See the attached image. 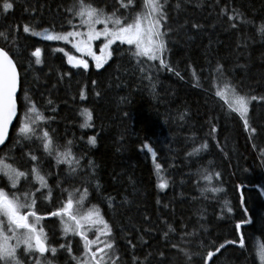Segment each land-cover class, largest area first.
<instances>
[{
  "label": "trees",
  "instance_id": "obj_1",
  "mask_svg": "<svg viewBox=\"0 0 264 264\" xmlns=\"http://www.w3.org/2000/svg\"><path fill=\"white\" fill-rule=\"evenodd\" d=\"M144 1L11 0L14 8L5 13L0 0V47L20 73V112L26 110L21 100L25 89L42 121L53 129L47 130L49 153L43 136L36 143H22L28 136L19 132L18 118L0 161L28 175L35 191L13 189L2 176L0 188L22 203L35 199L20 212L29 221H36L33 211L38 217L47 214L45 227L59 222L63 229L61 218L49 213L69 198L73 214L98 212L117 264H264V0H162L165 59L171 71L120 43L103 67L72 70L65 53L74 52L68 46L32 35L45 29H83L70 11L80 2L130 23ZM36 48L41 49L40 65L32 55ZM224 81L241 95L257 97L251 101L247 127L216 95ZM85 108L92 113L88 128L81 127ZM66 151L71 163L57 161L56 153ZM28 154L37 160L32 162ZM17 158L27 160L26 166L18 167ZM156 164L166 189L157 187ZM205 169L211 181L203 179ZM42 198L50 201L46 210L39 204ZM102 227L85 223L82 231L92 241ZM48 242L56 250L71 245L80 263L96 250L90 244L86 254L84 240L71 231L66 237L50 234Z\"/></svg>",
  "mask_w": 264,
  "mask_h": 264
},
{
  "label": "snow or ice",
  "instance_id": "obj_2",
  "mask_svg": "<svg viewBox=\"0 0 264 264\" xmlns=\"http://www.w3.org/2000/svg\"><path fill=\"white\" fill-rule=\"evenodd\" d=\"M147 7L148 12L142 17L138 15L131 23H121L119 19H113L112 16L105 15L102 10L80 2L78 4H74L70 11H72V14L75 17H79L80 26H86V31L50 32L45 29L43 33L33 31L32 35H42L44 39L50 41L55 40L72 43V46L78 52L86 53L87 55L92 56L97 68L102 67L103 63L106 62L107 57L111 55V51L109 50L111 45L117 41L120 44L134 45L135 56L146 57L148 61L158 60L160 67L168 68V70L171 71L172 69L166 64L165 59V53L167 51L165 41L166 33L161 31V22L164 19V12L161 10L162 5L156 3L155 0H151V2L147 4ZM13 8L14 3L11 2V0H4L2 4L3 12L7 13ZM231 19L232 17L229 16V20ZM145 21L147 22L146 24ZM69 23H71V21H69ZM97 24H103V29L97 30ZM109 24L113 25V27H109ZM23 31L28 33L30 29L27 25H25L23 27ZM261 31H264V27L261 28ZM101 37L104 38V42L100 49L101 55L97 56L92 51V43L93 41L99 40ZM57 51L64 52V49L59 48ZM32 55L35 57V64L40 65L42 63L41 49L36 48ZM65 55L67 56V62L73 67L83 68L84 70L88 69V63L86 60L77 59L67 53H65ZM176 75H179V72H177ZM17 90L18 77L16 67L13 60L9 57L8 52L0 48V144L5 142L7 129L13 119L17 117ZM80 95L83 99L84 92L81 91ZM216 95H230L229 107L233 111L239 113L241 118H245L247 116L250 101L257 99L256 96H246L237 93L235 87L228 81H224L222 89L218 90ZM260 99H264V97H260ZM49 103H51V101H49ZM80 115L84 117V122L81 124V127H91L90 122L92 121V113L85 108L81 111ZM33 116L35 120L44 119V117L37 112L34 105L26 107L23 119L19 121L21 125L19 128L20 133L26 136L34 134L33 128L30 127V124L34 123V120L32 119ZM181 119H183V116H181ZM244 122L245 127H247V119H245ZM43 141L44 149L51 153V139L47 131L43 132ZM89 143L95 144V137H90ZM144 147L148 148V151L152 153L153 157L156 156V153L147 143L144 144ZM68 156L69 153L67 151L56 153L57 161L63 158L66 162L71 163L70 160H67ZM31 160L36 161L37 157L32 155ZM155 167L159 178L161 165L156 164ZM0 171H2L7 177L12 188H15L19 179L25 176L24 172L18 171L11 165H5L2 161H0ZM31 171L36 173V168H33ZM201 175L206 181L212 180V174L207 173L206 169L201 173ZM36 179L39 180L42 185L44 184V178L39 174L36 175ZM157 187L161 190L166 189L168 187V183L166 180L160 178ZM204 190L207 191L209 189ZM210 190L212 192L220 191L219 188H211ZM34 204L35 199H32L31 204L22 203L20 199L15 196V194L9 198L8 193L0 188V215L6 217L7 219V224L0 219V262H4V264H13V262L14 264H20L19 260L16 259V249L21 244L24 246L25 252L34 250L36 253L44 254L46 251H49V249L45 246L43 229L41 228L38 230L35 223H29L28 214H22L20 212L21 208H31ZM71 208L72 200L69 198L65 205L57 211L49 213V215L59 216L61 218L65 233L71 231L82 237L84 240V251L87 254L89 252V245L97 244L98 240L89 241L82 231L83 225L85 223H102L104 224V229H107V224L99 217L98 212H88L83 216H78L77 214H73L69 211ZM229 211H231L230 208ZM65 214H67V220L64 219ZM30 215L35 217L37 223L41 219V217L36 216L34 211L31 212ZM239 226L240 225H237V227ZM5 227H7L13 234L11 239L15 240L14 245L9 243L10 237L4 234ZM17 230L22 231L18 232ZM100 231L101 230H98L97 235H99ZM103 243L104 247H111V245L107 242ZM240 244H244L243 238L240 239ZM60 247L63 248L64 245H61ZM220 247L223 248L224 245L222 244ZM97 250L99 251L100 249L98 248ZM50 251L55 253L56 248H51ZM68 251L71 252V249L69 248ZM217 251H219V249H217ZM207 255L211 257L212 253L209 252ZM91 257H96V253L91 252ZM90 264H103V258L101 257L97 260H91Z\"/></svg>",
  "mask_w": 264,
  "mask_h": 264
},
{
  "label": "rangeland",
  "instance_id": "obj_3",
  "mask_svg": "<svg viewBox=\"0 0 264 264\" xmlns=\"http://www.w3.org/2000/svg\"><path fill=\"white\" fill-rule=\"evenodd\" d=\"M161 1L162 0H155V2L156 3H159V4H161ZM151 2V0H145L144 1V8L142 9V11L138 14L139 16H143L145 13H147L148 12V7H147V4L148 3H150ZM137 15V16H138ZM136 16V17H137ZM135 17V18H136ZM134 18V19H135ZM114 19V18H113ZM133 22V21H132ZM131 23V22H130ZM147 22L145 21V24H146ZM84 28L82 29H79V30H73V31H81V32H84V31H86L87 29H86V26H83ZM103 27H104V25L103 24H97L96 25V28H97V30H102L103 29ZM109 27H113V25H111V24H109ZM161 31L163 32V28H162V22H161ZM53 41H55V40H53ZM61 43H63V44H65L66 46H68V48H70V50L71 51H73L76 55L77 54H79V53H81V52H78L73 46H72V43H69V42H66V41H60ZM103 42H104V38L103 37H101L99 40H96V41H93V43H92V51L97 55V56H100L101 55V51H100V49H101V47H102V44H103ZM116 43H119L118 41L116 42ZM116 43H114L113 45H111V47H110V51H111V55L109 56V57H107V59H106V62L105 63H103V65H102V67L105 65V64H107L110 60H111V58H112V48H113V46L116 44ZM127 45V44H126ZM128 46H133L134 48H135V46L134 45H128ZM68 53V52H67ZM73 53V54H74ZM69 54V53H68ZM84 54H86V53H84ZM96 65V64H95ZM45 77H47L48 78V73H46V75H45ZM222 99L228 104V106H229V99H230V95H227L226 97L225 96H222ZM33 103H29V105H27V107L28 106H30V105H32ZM250 104H251V101H250V103H249V105H248V113H247V116L245 117V118H243L244 119V121H245V119H247V122H248V116H249V112H250ZM25 112V111H24ZM23 114L24 113H22L21 114V119H23ZM239 114V113H238ZM32 119L34 120V123H31L30 124V127H32L33 128V130H34V134H32V135H30V136H28V138H25L24 140H23V144H26V143H36L35 141L36 140H38V138H39V136L40 137H42L43 136V132L44 131H47V130H49V131H53V129H51L50 130V128H49V126L45 123V121H42V120H35L34 119V116L32 117ZM46 126V128H45V126ZM32 155H34V154H28L27 155V157L28 158H30L31 159V156ZM16 159V158H15ZM16 161V163L18 164V167H25L26 166V164H27V160H21V159H19V158H17V160H15ZM32 161V160H31ZM32 162H34V161H32ZM3 164H5V165H9L7 162L5 163V162H3ZM0 176H2L3 178H5L6 180H7V177L3 174V172L2 171H0ZM32 180H30V179H28V175H26L25 174V176L24 177H21L20 179H19V181L17 182V184H16V186H15V188H13V189H16V188H24V189H27V186H32L33 185V183L31 182ZM11 185V184H10ZM12 187V186H11ZM24 200H21V202H23ZM48 201V200H47ZM67 218L68 217H66V220H67ZM0 219H2L3 221H4V223H6L7 224V219H6V217H3L2 215H0ZM29 223H35L36 224V227H37V229L39 230V229H43V232H44V228L42 227V225H43V222H42V220L40 219L39 220V222L37 223L36 221L35 222H30L29 221ZM96 224H98V225H100V223H96ZM95 224V225H96ZM49 224H47V229L49 230V232H51V234H56V229L55 228H53V227H50V226H48ZM60 229H62V228H60ZM99 230H101L100 232H99V235H97L96 234V239L95 240H98V243L97 244H94L95 246V253H96V255L98 256V257H102L103 258V263H105V264H117L116 263V260L114 259V256H115V254H114V252L112 251V249H111V247H112V245H111V247L110 248H107V247H104V243L103 242H107L108 244H110V239H109V232H108V229H104V227H102V228H100ZM18 231V230H17ZM20 231H22V230H20ZM89 231H90V233H91V229H89V230H86L85 231V233L86 234H89ZM19 232V231H18ZM62 233H64L65 234V237L68 235V232L67 233H65L64 232V230L62 229ZM4 234L5 235H7V236H9L10 237V240H9V243H11V244H15V240L14 239H11V237H12V232L11 231H9L8 230V228L7 227H5L4 228ZM46 237H45V240H44V242H45V246H46V248L47 249H49V251H47L48 253L46 254H41V256L42 257H38V258H36L35 257V254H34V250H32V251H28V252H25V250H24V246L21 244L19 247H17V249H16V259L17 260H19V262H20V264H56V263H58V264H71V262H73V264H90V261L92 260V257L89 255V257L91 258V259H89V257H86V258H84L83 260H85L86 259V261L84 262V261H82L81 263H80V261L81 260H79V258H80V256H77L76 255V253H74L73 252V249L74 248H71V247H69L70 249H71V252H69L68 251V249L67 250H62V249H59V250H56V252L55 253H52L51 251H50V249L51 248H54V247H52L51 246V244L48 242V240L50 239V235H48V234H45V233H43ZM51 238H52V236H51ZM50 247V248H49ZM100 249L99 251L97 250V249ZM84 255H86L85 253H84ZM101 255V256H100ZM14 263V262H13Z\"/></svg>",
  "mask_w": 264,
  "mask_h": 264
},
{
  "label": "flooded vegetation",
  "instance_id": "obj_4",
  "mask_svg": "<svg viewBox=\"0 0 264 264\" xmlns=\"http://www.w3.org/2000/svg\"><path fill=\"white\" fill-rule=\"evenodd\" d=\"M69 55H72V56H75V57H77V58H79V59H83V60H86L87 61V63H88V69L87 70H90V68L91 67H93L94 66V64H95V61L93 60V58H92V56H90V55H87V54H84V53H79V54H77V55H74V54H69ZM66 63L68 64V62H67V56H66ZM69 66V65H68ZM70 67V66H69ZM70 69H72V67H70ZM77 69H82V68H73L72 70H77ZM20 96V95H19ZM21 100H22V102L24 103V106H26L27 107V105H29V103L32 101V99H31V97H30V94H29V91L28 90H25L24 89V93H23V95H22V97H21ZM33 105V104H32ZM42 219V222H44V221H46L47 219H49V217H41ZM30 222H35V221H30ZM6 224V223H5ZM56 226H58L59 228H61L60 226H59V222L58 223H56ZM63 226V225H62ZM18 231H20V230H18ZM44 232H45V234H48V235H50L51 234V232H49V230L48 229H44ZM63 234L64 233H61V236H63ZM64 237H65V234H64ZM48 252H46V254H47Z\"/></svg>",
  "mask_w": 264,
  "mask_h": 264
},
{
  "label": "water",
  "instance_id": "obj_5",
  "mask_svg": "<svg viewBox=\"0 0 264 264\" xmlns=\"http://www.w3.org/2000/svg\"><path fill=\"white\" fill-rule=\"evenodd\" d=\"M0 48H1V47H0ZM2 49H3V48H2ZM3 50L6 51L5 49H3ZM6 52H7V51H6ZM8 54H9V53H8ZM9 57L13 60V63H14V65H15V67H16L17 77H18V90H17V94H16V95H17V117L13 119L12 123L9 125V127H8V129H7V136H6L5 142H4L3 144H0V153H1L2 149L5 147V145L8 143L9 138H10V134H11V132H12V130H13V128H14V126H15V124H16L18 118H19V114H20V107H19V103H18V98H19L20 91H21V78H20V73H19L18 67H17V65H16V63H15V61H14V59L11 57L10 54H9ZM75 58H77V57H75ZM77 59H79V58H77ZM69 65H70V64H69ZM70 67L75 68V67H73L72 65H70ZM82 69H83V68H82ZM46 252H47V251H46ZM46 252H45V253H46ZM45 253H44V254H45Z\"/></svg>",
  "mask_w": 264,
  "mask_h": 264
},
{
  "label": "bare ground",
  "instance_id": "obj_6",
  "mask_svg": "<svg viewBox=\"0 0 264 264\" xmlns=\"http://www.w3.org/2000/svg\"><path fill=\"white\" fill-rule=\"evenodd\" d=\"M227 95H225V97H226ZM235 112V111H234ZM237 113V112H236ZM238 114V113H237ZM239 115V114H238ZM21 116V112H20V114H19V117ZM160 178H162V179H164L162 176H161V174H160ZM31 189V191H33L34 189H33V187L32 186H27V193L29 192V190ZM35 191V190H34ZM37 195H39V198H41V196L42 195H40V194H37ZM43 197V196H42ZM40 203V206H41V209H44V210H46V207L50 204V201L48 200H46V199H44V198H42V199H40V201H39ZM46 216H48L47 214H44V215H42V217H46ZM51 225V226H50ZM48 226H50V227H53V228H55L56 229V234H58V235H60L61 236V231H60V229H59V227L58 226H56V224H54V223H51V224H49ZM43 228L44 229H46V227L43 225ZM64 240V239H63ZM60 241V244H63V245H66V242H64V241ZM69 243V242H68ZM70 243H72V242H70ZM68 245V244H67ZM69 247H71V248H74V247H72L71 245L69 246H67V248H66V250L69 248ZM75 249H73V251H74ZM35 257L36 258H38V256H36L35 255Z\"/></svg>",
  "mask_w": 264,
  "mask_h": 264
}]
</instances>
